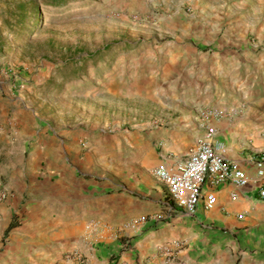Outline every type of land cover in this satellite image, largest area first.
Wrapping results in <instances>:
<instances>
[{
    "label": "rangeland",
    "instance_id": "1",
    "mask_svg": "<svg viewBox=\"0 0 264 264\" xmlns=\"http://www.w3.org/2000/svg\"><path fill=\"white\" fill-rule=\"evenodd\" d=\"M47 3L0 0L4 131L17 130L6 118L19 110L28 132L69 149L83 141L81 157L93 147L104 168L156 141L159 149L180 142L172 151L181 155L199 97L210 99L207 108L234 110L216 120L231 123L218 125L219 137L264 152V0ZM230 30L235 43L222 44ZM86 164L103 174L96 159Z\"/></svg>",
    "mask_w": 264,
    "mask_h": 264
},
{
    "label": "crops",
    "instance_id": "2",
    "mask_svg": "<svg viewBox=\"0 0 264 264\" xmlns=\"http://www.w3.org/2000/svg\"><path fill=\"white\" fill-rule=\"evenodd\" d=\"M228 35L222 44H234L238 32L230 30ZM5 102L0 100V118L8 113ZM209 102L192 99L191 123L184 125L189 147L203 132L198 112ZM8 119L17 130L10 142L0 134V190L8 192L0 202V235L6 236L0 264H82L75 252L86 257L87 264H264V202L256 190H236L239 196L233 199L235 188L223 183L214 189L211 209L201 199L192 216L165 215L171 199L152 170L163 155L184 160L188 150L181 155L172 151L183 147L180 142L159 149L156 141L141 156L122 154L124 161L104 168V157L95 156L93 147L83 153L84 159L80 150L86 145L69 149L48 144L25 129L19 110ZM214 123L224 130L231 124ZM217 137L223 140L219 129ZM223 141L227 156L249 172L254 157L264 153ZM89 159L99 162L103 174L89 170ZM207 188L203 185L202 192ZM150 213L162 218L140 227L129 223Z\"/></svg>",
    "mask_w": 264,
    "mask_h": 264
},
{
    "label": "built area",
    "instance_id": "3",
    "mask_svg": "<svg viewBox=\"0 0 264 264\" xmlns=\"http://www.w3.org/2000/svg\"><path fill=\"white\" fill-rule=\"evenodd\" d=\"M234 110L222 108H201L198 112L202 134L197 136L189 147L186 158L181 161L170 160L167 155L160 157L154 166L153 175L163 182L171 199L167 208V217L174 213L192 216L197 210L201 199L204 207L211 209L216 203L215 187L229 183L235 188L230 196L238 198L236 190L245 188L256 190L258 197L264 202V153L258 154L252 160V171L249 172L239 160L227 156L226 143L217 137L218 128L214 121L224 118ZM10 125V124H9ZM10 128V129H9ZM5 131L0 127V134H4L5 140L13 139L14 130L12 124ZM80 145H86L81 141ZM207 185L206 192H202L203 185ZM7 190H0V202L7 199ZM178 208V209H175ZM0 214V220H1ZM240 218L241 215H238ZM162 218V214H141L133 218L129 223L133 227H140L148 220ZM82 264H87L88 259L74 253Z\"/></svg>",
    "mask_w": 264,
    "mask_h": 264
},
{
    "label": "trees",
    "instance_id": "4",
    "mask_svg": "<svg viewBox=\"0 0 264 264\" xmlns=\"http://www.w3.org/2000/svg\"><path fill=\"white\" fill-rule=\"evenodd\" d=\"M47 2H48L47 3L48 5L51 4L53 6H59V5L63 4L65 2V0H49V1L47 0ZM34 11H35V14H36V12H38L37 5H35ZM13 225L14 224L11 223L9 225V228H11Z\"/></svg>",
    "mask_w": 264,
    "mask_h": 264
}]
</instances>
